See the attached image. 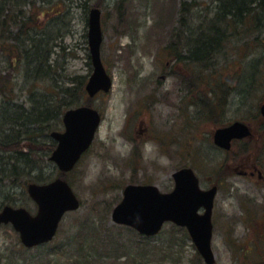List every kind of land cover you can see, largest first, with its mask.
Segmentation results:
<instances>
[{
	"label": "rangeland",
	"instance_id": "1",
	"mask_svg": "<svg viewBox=\"0 0 264 264\" xmlns=\"http://www.w3.org/2000/svg\"><path fill=\"white\" fill-rule=\"evenodd\" d=\"M185 1L187 6L182 9ZM65 2L52 0L50 5L55 13L63 11L64 5L70 12L65 20H58L64 36L53 44L52 56L43 66L50 69V76L45 71L46 76L35 78L27 65L14 66L13 61L0 56V141L14 137L5 128L8 113L16 112L21 105L29 108L35 93V100H48L53 94L54 77L58 88L68 85L75 75L90 76L93 66L88 31L92 8L101 11V54L113 87L91 99L89 104L101 112L103 121L91 149L67 175L81 207L65 215L54 241L32 249L22 245L11 225H0V264H205L200 256L196 257L191 239L176 238L171 244V223L161 236L145 243L136 233L114 227L117 224L111 217L127 184L150 183L162 192H170L175 187L174 172L184 166L195 170L202 189L219 187L213 211L216 264H248L240 246L255 236V229L264 231L263 222L253 233L242 210L249 207L258 214L264 210V120L258 121L259 116H255V110L264 103V89L247 101L236 95L230 98L225 122L244 121L253 132L251 137L234 142L230 150H222L214 144V133L225 124H217L214 118L204 119L192 102L195 95H190L187 84L181 82L180 75L191 78L196 71L192 73L183 62L176 64L165 49L173 39L184 37L186 21L191 20L193 26L199 24V11L211 0ZM183 13L187 15L185 22L181 20ZM48 18H41V26ZM250 73L240 72L243 85L249 82ZM4 105L10 107L7 112L3 111ZM62 128L61 122L56 129ZM37 130L38 141L49 143L52 138L46 129ZM28 141L23 140L25 144ZM1 154L0 209L11 204L35 214L37 205L27 185L49 181L58 174L49 161L50 155H34L33 159L30 154L28 164L33 165L31 159L39 158L43 160L39 167L19 166L18 174L6 175L1 165L9 160V153ZM261 175L263 178H259ZM98 214L108 221L99 222ZM259 218L264 220L263 215ZM250 258L256 263L262 260L256 253Z\"/></svg>",
	"mask_w": 264,
	"mask_h": 264
},
{
	"label": "trees",
	"instance_id": "2",
	"mask_svg": "<svg viewBox=\"0 0 264 264\" xmlns=\"http://www.w3.org/2000/svg\"><path fill=\"white\" fill-rule=\"evenodd\" d=\"M65 1L63 0L66 4ZM51 2L52 0H0V56L7 58L10 63L13 61L14 66L27 65V71L29 68L32 73L35 72L34 77L39 79L46 76L45 71L49 76L51 74L48 67L43 68L52 56L53 44L64 36L58 20H65V15H70L69 10H66L67 5H64L63 11L53 12ZM186 2H182V9L187 6ZM45 15L49 17L45 24L47 28L41 26V18ZM186 16L185 13L181 14L182 22H185ZM198 17L201 19L199 24L193 26L191 20L189 23L186 21L185 26L188 27L184 37L173 39L165 49L169 58L176 59V64L183 62L184 66L192 68V73L196 71L191 78L180 77L181 82L189 87V94L195 95L192 102L204 114V119L214 118L217 124L226 125L224 113L232 96L243 97L242 100L247 101L251 95L264 89V0H211L209 6L199 11ZM64 23L68 25V22ZM50 25L53 26L51 30ZM249 70V82L245 81L246 84L243 85L240 72ZM208 76L209 80L206 79ZM54 79L56 78L52 79L55 85L52 86L53 94L48 100H35V93L29 108L17 106L18 110L9 112L6 117V131L14 135L9 140L0 141L1 152L9 153V160L1 165V171L6 175L18 174L16 169L19 166L39 167L43 160L38 158L34 161V155L48 157L55 142L51 139L47 144L38 141L40 132L37 129H46L47 136H50V132L61 124L60 115L65 109L90 103L91 99L85 90L87 75H75L68 82L70 85L64 84L58 88ZM7 105H4L3 111L10 109ZM259 113L258 108L255 116H259L258 121H263L264 117L261 118ZM32 135L34 140H31ZM25 138L29 140L27 144L23 142ZM23 145L27 146V150ZM30 154H33V165L28 164ZM12 177L13 175L9 176L11 179ZM242 210L244 220L254 233L258 224L262 225L264 222L259 218L260 215L264 216V210L260 214L249 207ZM97 218L101 223L109 219L99 214ZM171 225L168 235L171 244L176 242V238L191 239L185 228ZM114 227H124L136 233L145 243L152 239L141 236L127 226ZM109 241L113 244L111 239ZM248 243L253 245L247 247ZM192 247L196 250L193 243ZM240 247L244 259L250 261L248 264L257 262L250 258L252 253L262 258L256 264H264V231L260 233L255 229V236ZM195 254L199 258L197 250Z\"/></svg>",
	"mask_w": 264,
	"mask_h": 264
},
{
	"label": "water",
	"instance_id": "3",
	"mask_svg": "<svg viewBox=\"0 0 264 264\" xmlns=\"http://www.w3.org/2000/svg\"><path fill=\"white\" fill-rule=\"evenodd\" d=\"M100 15V10L94 8L89 18V44L94 71L86 89L91 97L100 90L109 91L112 86L111 77L101 58L103 33ZM260 110L264 115V103ZM63 121L65 131L52 132L57 147L51 159L62 171L67 172L73 169L82 154L91 146L101 122V115L90 106H80L67 110ZM251 135V126L235 121L229 126L216 129L214 141L218 146L229 149L233 139ZM173 177L175 188L167 193L161 192L152 184L127 185L122 201L113 209L112 220L131 226L146 236L157 235L165 222L172 221L188 229L206 264H215L212 213L218 188L214 186L203 190L191 167L177 170ZM28 191L39 206L37 214H32L24 207L6 205L0 211V224L12 222L20 233L22 242L33 247L51 241L65 213L78 209L81 202L70 184L62 178L47 184L31 183ZM201 208L205 209L203 214L199 213Z\"/></svg>",
	"mask_w": 264,
	"mask_h": 264
}]
</instances>
